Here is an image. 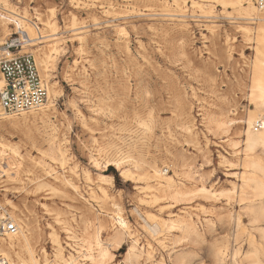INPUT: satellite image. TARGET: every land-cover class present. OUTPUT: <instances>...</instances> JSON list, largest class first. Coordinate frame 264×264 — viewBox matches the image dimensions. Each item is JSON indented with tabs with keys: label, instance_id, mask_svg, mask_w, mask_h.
I'll return each mask as SVG.
<instances>
[{
	"label": "rangeland",
	"instance_id": "obj_1",
	"mask_svg": "<svg viewBox=\"0 0 264 264\" xmlns=\"http://www.w3.org/2000/svg\"><path fill=\"white\" fill-rule=\"evenodd\" d=\"M5 1L28 14L23 25L36 40L29 50L34 57L37 48L46 46L39 32L52 12L58 27L53 39L60 49L51 65L58 96L49 118L38 121L29 139L8 123L32 118L41 110L15 117L0 113V143L7 146L0 157V210L14 223L36 230L38 264H57L53 230L66 258L78 257L84 250L83 223H90L92 233L103 224L100 237L108 243L118 230L114 218L120 216L128 229L121 248H111L106 264H125L132 246L138 255L134 264H217L215 244L228 246L222 249L221 264H248L244 258L249 241H259L258 229L264 228L263 222H252L248 210L250 202L264 203V153L245 150L239 129H246L254 109L249 95L257 26L243 20L229 0H167L165 7L159 0ZM10 29V34L16 31L15 26ZM8 37L0 35V42ZM210 110L226 111L232 120L227 132L208 131L204 114ZM187 116L199 144L183 130ZM52 144L64 149V165L51 159ZM139 160L144 164L137 169L133 163ZM114 161L122 163L121 168ZM21 163V175L8 179L5 172ZM44 166L54 170L53 176L45 175ZM151 166L174 176L178 184L204 186L210 194L195 192L173 207L172 200L153 203L156 182L141 191L147 184L137 180ZM124 170L137 179L121 176ZM186 171L189 178L183 177ZM58 176L70 180L76 190L63 186ZM40 181L54 188H42ZM55 214L79 225L77 241L56 225ZM150 215L167 221L190 215L201 236L180 240L177 230L158 227ZM7 239L0 236L4 244ZM10 257L15 260L14 253Z\"/></svg>",
	"mask_w": 264,
	"mask_h": 264
},
{
	"label": "bare ground",
	"instance_id": "obj_2",
	"mask_svg": "<svg viewBox=\"0 0 264 264\" xmlns=\"http://www.w3.org/2000/svg\"><path fill=\"white\" fill-rule=\"evenodd\" d=\"M152 2L155 3L157 1L153 0ZM229 2L234 7V9L238 12V15H240L243 18V20L247 21L248 23H250L252 25L257 26L256 29L258 30V33H257V45L258 46L256 49V51H257L256 52V59H255V62L253 65V70H252L253 71L252 72V84L250 87V95H249V101H250L251 105L254 107V109L252 111H250L248 114V119L246 121V127H245L246 129H243V127H240L239 129H241L240 134L244 135V139H243L242 143L245 146V150L252 151V152L260 150L262 153H264V127H263L262 131H255V129H254L255 124L260 119L264 121V16L260 15V11L257 9V7L252 2V0H229ZM157 3L160 6L162 5L163 7H165L168 4L167 0H159ZM9 4L5 0H0V35H4L5 37L10 36L11 30H12V29H10V27L13 24L18 29L21 28L24 31H26L29 36L31 34H33L32 31H30V29L27 26L23 25L25 21H29V19H30L28 14L26 12L24 14H20L15 9V7H10ZM196 4L197 3H194V5H196ZM223 4L226 5V2H223ZM261 14H264V12ZM54 20H55L54 19V12H52L51 16L49 15L46 22L42 23L43 28L39 32V35H40V37L42 36L41 38L43 40H46V42H45L46 46L42 45L43 47H39L34 51V55L36 58L35 60H37L36 64H37L38 69L40 71V75L43 77V80L45 81L46 86L48 88V101H47L46 105L41 109V113L39 115L34 116L32 118H24L23 120H19V121L18 120L10 121L8 123L12 130L17 131L18 133H21L23 136H25L29 139L33 137L34 132L37 129V126L39 125L38 121L41 120V121L45 122L46 118H49L50 112L54 109V106H55L54 101L56 100V97L58 96L57 89L53 85L52 78H51L52 77L51 65L53 64L54 56L59 53V49H60V46L58 45V41L56 39H53L57 35V29H58L57 24ZM128 52H126V53H128ZM119 84H121V83H119ZM125 85H127V83ZM1 87H2V82L0 80V88ZM105 87H106V85H105ZM127 89H129V88H127ZM129 91H130V89H129ZM115 92H116V90H115ZM119 94H121V93H119ZM127 96H126V98H127ZM106 97H108V96H106ZM119 98H121V97H119ZM119 98H117V99H119ZM121 99H123V98H121ZM123 104H121V106ZM105 106H107V105H105ZM110 107H112V106H110ZM224 108H225V106H224ZM155 111H156V109H155ZM204 117H205V119H207V123H208L207 129L209 132H212L214 130H222L224 132H227L228 128L230 126V123L232 122V120H230V119L228 120V116H227L225 110L224 111L220 110L219 112L212 111V110L206 111L204 114ZM183 122H182L183 127H184L183 130L185 129L184 131H186V133L189 136L187 138H190L196 144V142H198V136L194 130V125H192V122L189 119V116H187L186 119L183 120ZM240 123H242V122H240ZM152 133H153V131H152ZM25 141H27V140H25ZM25 141H24V143H25ZM185 142H186V140H185ZM198 144H199V142H198ZM6 147H7L6 145L0 143V157L4 153V150ZM59 147H60V145H59ZM57 150H59V151H57ZM61 150L62 149L57 148L56 145L52 144L50 147V154L49 155L51 156V159L53 161H57V162L60 161L61 165H64V163H65L64 159H66V158L64 155V149H63V152ZM114 152H116V151H114ZM168 154H169V152H168ZM47 155H48V153H47ZM170 155H171V152H170ZM57 157H60V158L58 159ZM160 158H162V157H160ZM184 158H185V156H184ZM112 159H113V157H112ZM114 162H115V165L117 168H121L122 163H120L119 161H114ZM190 163H192V162H190ZM142 164H144L143 160L135 161L133 163L134 167L137 169L141 168ZM254 164L258 165L259 162H255ZM95 165L99 166L98 162H95ZM110 165L111 164L109 163L108 166H110ZM192 165H193V163H192ZM22 167L23 166L21 163V164H16L14 168H9L5 172V173H7V178L12 179V177H19L21 175V172L23 169ZM174 168H177V167H174ZM42 169H43V172L45 173V175L51 174V176H53L52 172L54 170L52 168L44 166ZM143 170H144V172H141L138 174V179L134 178V175L131 173L130 170L121 171L122 172L121 176L125 177L126 179H130V180L131 179L132 180L137 179L138 181H144L145 184H147V187L143 188V189L141 188L140 189L141 191L146 190V189H152V187L150 186L151 185L150 182L152 180H154V182H156V187H158L157 188L158 192L152 198L150 197L151 202L153 201V203L158 202V201H163V200H172L173 203L170 204L169 207H173V205H175L181 201H185V198L192 196L195 192H199V194L200 193L210 194V191H208L207 188H205L204 186L201 188L197 187L196 189H192V188H188L184 184H178L175 181L176 178L174 179V176H166L163 173V170H160L159 167H157V166H151L150 170H145V169H143ZM9 172H11V173H9ZM183 175H184L183 177L189 178L187 171L184 172ZM56 179H59L63 186L67 185V186H70L71 188H74L76 190V187H74V185L71 183V181L67 180L66 177H59L58 176V177H56ZM40 186L42 188H44V187H51L52 189L54 188L49 182H45V181H40ZM261 192H263V195H264V189H262ZM76 193H78V192H76ZM92 196L93 195H91V197ZM257 196H259V195H257ZM95 197H96V195H95ZM249 204L250 205L248 207V210H249L250 214L252 215V222L253 223H262L263 222L264 223V203H261L259 205H255L254 203L250 202ZM162 209L163 208H160L159 211L162 212ZM46 210L49 213L55 212V211H52L48 208ZM119 210H121V209H119ZM61 216H62V213H61ZM149 218L151 220H157L156 225L158 227L165 226V227L169 228L170 230H174V231L177 230L180 233V240H183V241L184 240H190L193 237L198 238L201 236L199 231H198V226H197L198 223H196V221L193 219V217L191 218L190 215H188V216L185 215L184 217H181V215H179V217H177L175 220L170 219L169 221L164 220L163 218H159L156 215H150ZM157 218H159V219H157ZM73 221H74V219H73ZM114 221L116 222V225L118 226V230L115 231L114 233H112V235L108 239V243H105V241H103V239H101V237H100V232L102 231L101 229L103 228L102 223H101L102 225H100L98 227V229L95 233H92V231L90 230V228H91L90 223H88V222L83 223L84 228H83V232H82V236L80 238V241L82 242L81 244H82V248H84V250L81 253H79L78 257H75L74 255L70 254V257L66 258V256L64 255V247H62V245L60 244L59 239L57 237V234L53 230V232L51 234V238H52L53 244L56 247V251H55L56 263L57 264H80V262H79L80 260H78V259L82 258L83 260L86 261L85 264H106V262L110 261V259L112 258L111 248L112 247L117 248V249L121 248L124 230L128 229V225L125 222L126 220L122 219L121 216L118 218H114ZM54 222L56 223V225L62 226L63 229H65V231L67 232L68 237L70 239L74 240L78 237V236H76L77 231L75 230V227L78 226L77 228H79V225H76L74 227V225L71 223H68V221H66L67 223L64 222L61 219L59 214H55ZM17 225L19 228L18 234L14 235V236L8 235V239H7L6 244H4L3 242H0V257H3L0 259V264H38L39 260L37 259V255L35 252L36 247H34V243H33L36 230H34V228L31 227L30 224H27V223H26V229L24 227L20 226V223L19 224L17 223ZM80 226H81V224H80ZM104 228H105V226H104ZM258 231H259V241H256L253 239H250V241H249V248H248V251L246 252V256L244 258L246 260V263H248V264H264V249H262V247H261V244L264 245V228H260V229H258ZM76 241H77V239H76ZM135 249H136V246H132L130 248L129 253L126 256L125 264H134L135 260L138 258V255H137ZM222 249L226 250V249H228V246L221 245V244H215L213 246V257H214V261L217 264H221L224 261L225 251H222ZM10 252L14 253L15 260L11 259ZM239 254H240L239 252H236L235 257L238 256ZM45 260H46V258H45ZM46 261H48V260H46ZM47 264H50V263H47ZM235 264H239V262H235Z\"/></svg>",
	"mask_w": 264,
	"mask_h": 264
},
{
	"label": "built area",
	"instance_id": "obj_3",
	"mask_svg": "<svg viewBox=\"0 0 264 264\" xmlns=\"http://www.w3.org/2000/svg\"><path fill=\"white\" fill-rule=\"evenodd\" d=\"M254 3L264 12V0H254ZM15 30L0 42V113L13 117L39 111L48 101L47 87L29 51L36 40L21 28L15 26ZM263 127L264 121L260 119L254 129L259 131ZM18 232L17 224L0 210V236H14Z\"/></svg>",
	"mask_w": 264,
	"mask_h": 264
}]
</instances>
